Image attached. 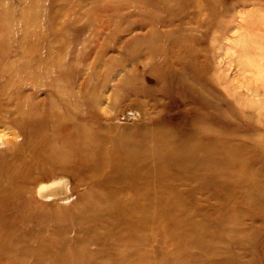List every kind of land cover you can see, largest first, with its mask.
Returning <instances> with one entry per match:
<instances>
[{"label":"rangeland","instance_id":"rangeland-1","mask_svg":"<svg viewBox=\"0 0 264 264\" xmlns=\"http://www.w3.org/2000/svg\"><path fill=\"white\" fill-rule=\"evenodd\" d=\"M167 122L215 153L173 184L121 174L126 150L167 171ZM59 178L62 195L36 192ZM165 193L205 230L186 264H264V0H0V247L18 226L63 257L144 264L166 244L147 227L126 242L128 206Z\"/></svg>","mask_w":264,"mask_h":264},{"label":"bare ground","instance_id":"bare-ground-1","mask_svg":"<svg viewBox=\"0 0 264 264\" xmlns=\"http://www.w3.org/2000/svg\"><path fill=\"white\" fill-rule=\"evenodd\" d=\"M169 53L173 54V50L170 49ZM170 61L171 64H173V59ZM179 74L180 77H183L181 79H186L187 72L184 73L182 70ZM256 74H259V72H256ZM185 83L197 88L193 82ZM175 116H179V114ZM142 117L144 120V116ZM148 117L155 120V123L158 124L157 113H149ZM155 128L154 131L161 135L159 141L166 144V147L160 148V152L158 153V156L160 157L159 159H169L170 167L167 171H165L166 169L164 167L165 170L158 168L155 169L153 164H151L152 162L147 159V156L149 158L153 155L150 154L151 152L148 150L135 151V153L132 150H126L122 156L123 159L120 161V166L122 164L120 173L135 177L134 180L138 183L143 182L147 184L153 180H162L167 185L169 183L173 184V181H177V178L181 177L184 171L193 168L194 163L196 162L195 157L200 149L208 147L209 150L205 151V153L215 150L211 148L214 145L211 146V144L206 141H193V145L188 147V139H185V135L180 136V133L178 132L179 126L172 122H167V128H159L157 126H155ZM165 150L167 151L164 152ZM214 153L215 152L211 151L209 155H213ZM55 154L57 156L56 151ZM66 154L67 150H61L59 153L60 157H64ZM223 157L224 153H221L220 155L217 154V156H214V159L216 158L215 160H219ZM177 158L179 159V163H175ZM208 165L209 164L207 163H203L202 168L206 170ZM136 182L133 181L134 186H137ZM67 185L66 181L59 178L50 183L40 184L36 192L43 197H57L68 190ZM151 186H155V192L158 194H161L165 188L159 184H153ZM151 186H146V188ZM4 191L5 189L2 190V193ZM158 197L159 201H155V203H146L142 206L140 205L139 209L133 205L128 206V212H130V214L128 213V217L133 220L134 225H130L132 229L127 230L131 232H126V242L134 233L143 231V228L147 227V231L150 232L149 234L160 236L166 245L154 255L147 254L146 257L144 256V258L140 260L141 262H144V264H186L185 258L187 257L188 250L187 247H184L183 245L194 243L198 240L201 242V238L205 235V230L201 225L202 221L200 219H193V221L190 214L183 210L179 212L180 214H177L175 211L178 209L175 202L172 204L168 198L171 196H168L166 193L158 195ZM173 200L176 201L175 198H173ZM151 211L156 213H152ZM205 213L207 212L204 210H198L199 216L204 215ZM187 219L189 222H185ZM198 225L201 228L198 227ZM125 227L126 222L121 221L120 228L125 229ZM162 236H164V238ZM42 240V233L34 234L27 229H21L18 226H14L13 229L8 232L6 240H2L4 246L0 247V254L3 256L6 252L12 256H16L19 261H23V253H25L32 257L31 259L34 264H93L86 261L83 262L82 258L79 257L80 255H86L84 249L79 251L78 254L73 252V255L67 258L63 257L57 249L52 248L51 245H42ZM169 241L170 243L168 244L167 242ZM14 242H17V245L14 244ZM74 244H78V241H75ZM80 246L81 245H74L77 249H79ZM171 247H173L172 250L170 249ZM56 255H58L59 258ZM151 256L153 257L151 258ZM137 262H133L132 256H128L120 264H139Z\"/></svg>","mask_w":264,"mask_h":264}]
</instances>
